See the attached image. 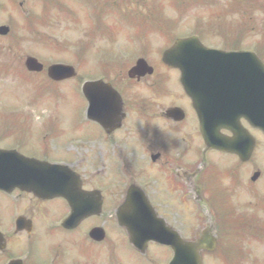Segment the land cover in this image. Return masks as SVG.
<instances>
[{
	"label": "flooded vegetation",
	"instance_id": "flooded-vegetation-1",
	"mask_svg": "<svg viewBox=\"0 0 264 264\" xmlns=\"http://www.w3.org/2000/svg\"><path fill=\"white\" fill-rule=\"evenodd\" d=\"M154 2L0 0L5 14V18L0 16V26L10 28L0 39L6 38L19 20V38L6 40V46L22 53L10 56L5 65L9 74L4 75H20L28 89L34 84L29 91L51 94L74 80L103 82L97 88L96 111L90 110L88 97L81 93L80 119H23L18 121L23 138L13 128L10 133L16 140L0 138L5 150L62 165L55 171L56 178L65 182L67 189L66 197L49 195L40 186L37 195L19 186L0 189L4 197L0 202V264H168L170 245L149 241L143 250L136 248L118 222L117 208L124 203L130 186L140 189L180 239L196 240L208 226L203 218H199L198 228L189 231L170 224L168 208L187 204L189 190L213 213L215 204L227 206L224 212L228 216L220 219L217 214L212 221L214 230L206 233L215 239V247L201 251L203 264H225V259L227 264H243L244 259L237 256L255 251L244 242L264 244V167H257L254 159L260 152L259 132L253 133L251 157L241 161L234 153L206 147L199 131L201 121L235 123L236 114L231 110L252 105V99H248V91L236 95L230 88L205 94L195 91L191 96L181 81L182 72L164 64L161 55H154V29L148 21L154 13L165 11ZM132 14L143 21L138 25L122 22V16ZM156 34L164 37L159 29ZM27 43L34 47L27 49ZM28 56L42 64L40 71L28 70ZM139 59L154 70L130 79L129 69ZM54 64L67 65L74 74L62 81L50 80L51 87L37 86V80L49 79L47 70ZM258 100L262 104L264 98ZM199 107L215 111H203L199 116ZM237 120L248 128L244 115L239 113ZM82 126V134L64 133L66 128ZM221 132L230 135L225 129ZM199 142L204 151H199ZM210 153L227 156L229 161L219 164L207 157ZM199 155L211 169L207 175L195 172ZM256 170L259 174L252 180ZM4 171L20 170L6 167ZM39 180L41 186L48 187L47 177ZM237 190L246 198L241 199ZM152 248H156L154 252ZM138 256L145 262H139ZM254 264H264V260L256 259Z\"/></svg>",
	"mask_w": 264,
	"mask_h": 264
},
{
	"label": "rangeland",
	"instance_id": "rangeland-1",
	"mask_svg": "<svg viewBox=\"0 0 264 264\" xmlns=\"http://www.w3.org/2000/svg\"><path fill=\"white\" fill-rule=\"evenodd\" d=\"M168 1L170 3L172 0H168ZM185 1L186 0H178L176 2L184 3ZM203 2L204 0H200L197 6L191 7V9L187 11L183 16L182 13H177L173 9H169L168 17L166 16V19L164 21L162 16L160 15V19L157 25L160 26L162 24L161 21H163V25L165 26L166 29H169L170 26H175L174 33L176 35L192 34L195 32L196 26H199V40L204 45L218 49L221 48L223 50L226 49L250 50L257 53L264 59V0H235V2L233 0L232 1L209 0L208 3L205 4L207 6H205ZM209 2L211 3V5L217 7L218 9L222 8L221 6L222 4L224 7L226 6L232 7L234 5V10L229 11L227 14H224V10H223L220 13V15L216 14V11H213L215 12L214 14L213 12L210 11V8L208 7ZM164 4L165 1L163 2V5ZM160 5H162V2H160ZM217 8L211 7V10L212 9L217 10ZM218 17H222V18H218ZM197 22H199V24L196 25ZM231 23H232V27H231ZM19 24L17 23L15 25V29L10 37L4 38L3 40L0 39V46H1L0 48L2 50V54H6L7 59H9L10 56L13 55L14 56L19 55V52H17L15 48L14 49L13 47L8 48L6 46L7 45L6 40L14 39L18 37ZM209 27L217 30L218 32L214 31L212 33ZM226 28H233L231 29V32L235 37L233 39H231L230 37L232 43L229 42L230 40L228 36L226 38V34H225ZM221 33H223V37H220ZM226 39L228 41H226ZM157 44L161 45V43L159 42ZM27 45H29V47L31 48L34 47L33 44H27ZM29 47L27 46L26 48ZM39 48L40 47L37 46V50ZM3 50L5 52H3ZM2 54H0V56ZM2 60L3 58L0 57V61ZM8 67L12 68V65L9 64ZM0 68H2L1 73L9 74L7 67L1 63H0ZM24 82L25 79L23 81V77L15 74L6 77L0 81V138L6 136L16 140V137H13L10 133L11 128L18 130L19 134L23 138V131L18 125V121L29 118V116H27L24 110L25 106L23 104H27V102L32 100L33 94L30 93L31 91H29V89H32L34 86L33 83H30L29 84L30 88L27 89L24 87L25 86V84H23ZM48 85L49 83L46 82L44 79L37 80V86L45 88L46 86L48 87ZM68 85L69 84H65L62 85L61 87L67 88ZM38 96L39 95H37V97ZM46 97L47 96L45 94H42L41 98L44 100ZM82 106H83V100L80 91L78 90V86L75 84L69 85L63 96L59 97V99L56 98V102L53 103V107L51 108L50 106H48L50 109H52L53 113H51L50 110V112L45 114L46 104L41 103L40 105H37V108L35 110H37V113L42 112V116L37 117V114H34V118L37 120L38 119H57V120L80 119L82 117L81 115ZM83 130H84L83 126L78 130L66 128L64 133L67 135L74 133L82 134ZM259 137L264 143V134L263 133L259 134ZM1 145H2L0 146L1 148H6L5 145L3 144ZM199 151H204V147L200 142H199ZM207 157L213 158L214 160H218V162L220 160L222 163H227L229 161V157L219 153H210L208 154ZM203 160L204 157L199 155V163H197L196 166V170L199 172V175L206 174L208 170L211 172V169H207L208 168L207 161L202 163ZM255 161L257 167H260L261 165L264 166V145L261 147L259 154L256 155ZM215 186L216 188L218 187L217 184H215ZM237 191L240 193L241 199L246 198V196L240 190ZM2 200H4V197L0 195V202ZM13 205L16 206V204ZM186 206L187 207L184 209L183 219L178 215L179 213L176 210H169L166 215L168 216V219L172 226L180 230L189 231L190 226H193V224H191L190 226L189 224L195 223L193 222L194 215L197 218H199L200 215L197 206L194 205L192 201L187 202ZM202 208L203 209L200 217H202L204 220L207 221L211 220L212 218L209 217L210 206L205 204L203 205ZM162 209L163 208H161V210ZM178 209L179 211L181 210V208ZM251 246H254V248L257 249L255 250V253L257 254V259L264 260V255H263L264 244L259 242H254L253 244H251ZM155 249L156 248H152L151 252H154ZM258 253H263V254H258ZM254 256L255 255H251L247 257L246 264H249L248 261L252 262Z\"/></svg>",
	"mask_w": 264,
	"mask_h": 264
},
{
	"label": "water",
	"instance_id": "water-1",
	"mask_svg": "<svg viewBox=\"0 0 264 264\" xmlns=\"http://www.w3.org/2000/svg\"><path fill=\"white\" fill-rule=\"evenodd\" d=\"M192 43L189 40H185L184 42H179L176 46V48L166 52L164 54L165 60L170 63L171 65L180 67L181 66V58L179 57L181 53V48H188ZM195 50L199 51V55H204V56H209V55H218V56H233V55H247V56H252L253 54L251 53H244V52H239V53H229V52H222V51H210L207 50L205 47H203L200 43L195 44ZM218 61H222V59H219ZM254 63L257 64V61L252 59ZM139 66L135 67L133 71L137 70ZM199 69L203 71H210L207 69V67H203L200 62H199ZM56 72V70H55ZM262 75L264 76V69L262 70ZM264 86V85H262ZM205 129V128H204ZM234 129V128H233ZM204 131V130H203ZM206 136L207 141H213V138H208V133H204ZM216 145H222L226 148L231 147V144H229L228 141H217ZM135 209V211H134ZM141 209L139 207H134L132 205H125L122 207V212L121 215H138L137 210ZM124 221V219H123ZM129 226V232L131 233L132 239H159V240H164V237L159 236L156 231L157 228H154V234L153 236H148L147 232L150 231L149 228L147 227V224H144L143 226H136L139 224V221L135 217H131L129 221L125 222ZM145 223V222H143ZM155 223V222H154ZM135 225V226H134ZM157 226V224L155 225ZM206 239L202 238L199 240V245L197 243H186L184 245V249L178 248V245L174 246V251H175V257L172 260L171 264H201V259L198 254V246L199 249L200 247L206 246L204 242Z\"/></svg>",
	"mask_w": 264,
	"mask_h": 264
}]
</instances>
